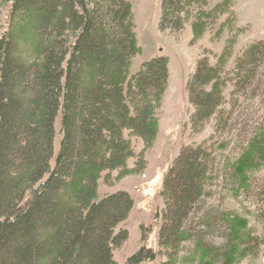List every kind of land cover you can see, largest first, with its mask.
Returning <instances> with one entry per match:
<instances>
[{
    "label": "trees",
    "instance_id": "16d2710c",
    "mask_svg": "<svg viewBox=\"0 0 264 264\" xmlns=\"http://www.w3.org/2000/svg\"><path fill=\"white\" fill-rule=\"evenodd\" d=\"M6 1V28H0V264H116L113 251L128 239L119 226L133 200L124 190L100 197L98 184L102 180L113 187L145 170V153L158 134L168 59L153 57L130 73L140 53L131 0ZM208 4L161 0L157 23L159 32L178 36L191 20V42H196L207 19L227 16L214 35L219 38L224 30L229 35L215 64L204 50L184 88L194 134L220 117L224 92L233 83L226 67L241 33L233 0L213 8ZM263 49L264 41L248 45L231 73L248 68ZM132 138L142 143L137 154ZM245 144L229 163L233 198L253 193V176L264 164V126ZM216 159L208 141L181 148L160 192L158 250L146 246L148 229L142 228L139 249L125 264H157L161 257L159 264H184L180 246L192 236ZM221 222L228 230L221 256L225 264H235L248 254L246 221L224 213ZM211 254L194 242L191 255L197 264H213Z\"/></svg>",
    "mask_w": 264,
    "mask_h": 264
},
{
    "label": "rangeland",
    "instance_id": "374dc122",
    "mask_svg": "<svg viewBox=\"0 0 264 264\" xmlns=\"http://www.w3.org/2000/svg\"><path fill=\"white\" fill-rule=\"evenodd\" d=\"M221 0H209L208 8H213ZM161 0H131L134 32L140 53L130 66V73H136L141 64L156 56L168 59V83L158 110V134L149 150L145 153L146 167L141 174L127 176L113 187L98 184L100 197L115 191H126L133 200V208L123 227L128 232V239L113 251L116 264H125L140 246L141 232L148 229L145 236L146 246L158 250L157 235L163 201L160 192L164 176L184 146L197 147L208 141L211 150L216 152L217 159L212 173L207 180L209 194L203 198L194 218V229L189 240L180 246V258L184 264H197L191 255L195 241L208 247L213 264H225L221 253L225 250L228 230L221 222L224 213L237 215L246 221L248 238L243 246L248 254L243 255L235 264H264V164L252 179L253 193L233 198L230 191L233 178L232 165L241 153L246 141L258 127L264 126V49L253 58L252 64L239 74L233 72L236 59L246 47L258 41H264V0H236L237 27L241 33L237 36L232 57L226 67L229 72L228 84L224 92L220 117L210 119L199 133H193L189 125V115L193 112L184 88L194 73L196 62L208 51L211 65L221 53L228 31L224 30L219 38H214L226 15L216 19H207L208 27L203 36L191 42L190 22L178 36L170 32L158 31L157 23ZM234 2V1H233ZM8 2L0 0V28H6ZM234 9V7H233ZM247 62V61H246ZM238 76L240 77L238 82ZM226 123V124H225ZM219 125V128H218ZM59 117L54 122V152L59 149ZM134 153L141 151L142 143L132 138ZM230 160L227 162V160ZM134 159L127 161L132 168ZM117 172L112 173L115 177ZM158 215L157 223L154 218ZM164 258H158L157 264Z\"/></svg>",
    "mask_w": 264,
    "mask_h": 264
},
{
    "label": "crops",
    "instance_id": "0c3cea01",
    "mask_svg": "<svg viewBox=\"0 0 264 264\" xmlns=\"http://www.w3.org/2000/svg\"><path fill=\"white\" fill-rule=\"evenodd\" d=\"M234 1V10H235V12H236V14L238 15V13H237V2H236V0H233ZM238 21H240L239 20V15H238ZM133 208V207H132ZM132 210V209H131ZM131 212V211H130Z\"/></svg>",
    "mask_w": 264,
    "mask_h": 264
}]
</instances>
